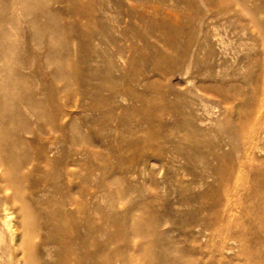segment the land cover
Listing matches in <instances>:
<instances>
[{
	"label": "rangeland",
	"instance_id": "obj_1",
	"mask_svg": "<svg viewBox=\"0 0 264 264\" xmlns=\"http://www.w3.org/2000/svg\"><path fill=\"white\" fill-rule=\"evenodd\" d=\"M234 3L0 0V50L31 58L24 69L8 65L32 75L27 92L1 73L3 91L16 92L7 98L2 91L0 100L18 117L8 134L33 160L24 170V196L40 201L33 202L37 230L18 248L11 231L19 222L16 207H0V264H29L32 255L36 264H59L61 247L53 239L59 230L49 232L47 215L58 210L51 201L65 198L63 211L94 218L98 264H160L156 258L172 246L199 264H264V68L254 62L256 50L243 45L236 13H224ZM63 87L55 99L65 135L71 126L77 146L62 143L45 120L36 124L22 104L27 95L43 101L48 89ZM34 125L43 133H22ZM41 148L53 149L47 156L55 164L46 163ZM131 212L138 218L133 234ZM214 212L225 218L203 235V221ZM85 233L80 229L88 240ZM229 238L238 239L230 252L223 248Z\"/></svg>",
	"mask_w": 264,
	"mask_h": 264
},
{
	"label": "bare ground",
	"instance_id": "obj_2",
	"mask_svg": "<svg viewBox=\"0 0 264 264\" xmlns=\"http://www.w3.org/2000/svg\"><path fill=\"white\" fill-rule=\"evenodd\" d=\"M232 6H233L232 8L225 7V9H224L225 15L229 14L232 11L234 13H236L237 18H238V22H237L238 25H236V26H238L239 31L241 32L242 36H244L243 45H245L247 48H251L253 50H256L255 53L253 52L254 53L253 54L254 62L256 64H259L260 66H263V68H264V0H235V3ZM35 10H38V8H35L34 11ZM25 12H27V11H25ZM234 13L233 14L231 13V15L233 16ZM220 14H221V12H220ZM1 15H2V13H1ZM39 16L44 19V22L43 21H41V22H43V24H45V26L50 24V21L52 20V17L50 15H48L47 13H44V12L42 13L41 12L39 14ZM225 17H227V16H225ZM43 19H41V20H43ZM231 19H234V18H231ZM4 22H6V20ZM35 23H36L35 21L29 22V24H31L32 26H36ZM1 24H2V22H1ZM227 24L230 25L229 23H227ZM236 26H235V29L237 30ZM1 28H3V27H1ZM232 30H233V28H232ZM2 49H4V48H2ZM13 52L14 51L9 52L7 50H0V63L1 62L4 63V66L0 68V74L1 73H4V75L6 74L7 77L9 78V80H13L14 82L19 84V86H20L19 89H22L23 91L24 90L26 91V89H28L27 90V92H28L29 89L31 88V85H32L31 82H29V80L31 79L32 75H30L29 73H28V75H24V73H22V71H19V70L16 71V69H13V68L9 67L8 64L9 63H15L17 65L19 64L23 68V67H26L28 65L27 61H29L31 58L24 62L21 58L17 57L18 55L17 56H15L16 54L13 55L12 54ZM251 52H252V50H251ZM43 54H44L43 55V58H44L43 62H46V64H47L48 63L47 61H50V58H51V50L48 49V48H45V51H44ZM17 65H16V67H17ZM18 69H21V68H18ZM61 72H62V70L60 69L59 66L55 68L54 73H55L56 77H58V76L61 77L60 76ZM19 89H17V90H19ZM2 91H3V87H2V85L0 83V98H1V95H2ZM62 91H64V87L62 89H48V92L44 95V100L42 99L43 101H39V99L42 98V96L39 99H38L39 96L37 98H32L31 94L27 95L26 99L24 101H22V100H18V101L19 102L22 101V104L24 105V107H26L27 109L28 108L31 109V115H32L33 118H35V123H36V121H39V120H45L46 121V126L50 128V129L48 128V130H54V131L58 132L60 140L62 141V143L65 142L66 140H70L74 145L77 146V140H78L79 137H77V135L72 134L71 126H70V129H69L70 130L69 135L68 136L65 135V126H64V123H63V120H62V115L60 114L61 113L60 102L55 99V96L59 95V93L62 92ZM15 92L13 91V88H11L6 93H5V91H3V93H5L4 95L7 98L10 97L12 94H15ZM22 97L24 98V96H22ZM19 104L20 103H18V106L14 108V110L15 109L17 110L18 114H19V112L22 109V107L20 109V106L22 104H20V105ZM10 105H12V104H10ZM51 109H53V110L55 109L54 111H56V113L53 114L51 112ZM23 112H24V110H23ZM28 112H29V110H28ZM8 113H9V103L7 104V102H5V101L2 102V99H1L0 100V182H1L2 186L0 188V207L2 208V210H7L6 207H8L7 206L8 204H11L13 207H16V213H17V218L19 219V222L17 223V225H15V227L13 226L14 228H12V226H11V231L14 234V236H13L14 239L13 240L15 241V245H16L15 247L18 248V247H21L22 242L25 239H26V241L27 240L29 241L30 239H32V236L34 234H29V232L33 233L34 231L37 230V227H38L37 222H36V219H37V216H36L37 215V208H34L33 202H35V203L37 202L38 203L40 201L38 199H35V198H34L35 201H32V197H31V199H28L27 197L24 196V188H25L24 184L26 182V180H25L26 179L25 178L26 171H24V170L26 169V167L28 165H30V163L33 160L31 161V159L30 160L26 159L30 155H28L26 157V155L24 153V151L26 149V147L23 146L24 143L20 142L17 139L16 136L14 137V135L10 134L11 135L10 136L8 134V129L10 128L9 124H14L15 120H16L13 116H11V114H8ZM25 115L26 114H24L23 116L25 117ZM24 117H20V118L23 119ZM16 118L18 120L17 116H16ZM24 119H26V118H24ZM24 123H23V125H24ZM40 124H42V123H40ZM44 124H45V122H44ZM20 125H22V122H21ZM7 126L9 127L8 129H7ZM37 126H39V125H37ZM21 127H23V126H21ZM28 127H26V130L24 129L25 128L24 127L23 128L24 129L23 132H22V129L21 130L18 129V128H16V129L20 130V133L21 132L22 133H26V134L29 133V134H32V136L33 135H37L40 132L43 133L42 130H44V128H40V127L37 128L36 126H35L36 129H30V127L29 128ZM31 127H32V124H31ZM20 133H19V135H21ZM16 135H18V134H16ZM54 149H56V148H54ZM39 151H40L39 154H41V157L45 159L47 164H51V163H54V162L57 161L56 158H58V157L55 158L56 160L52 161V160H50L49 156H47V154H49V153L51 154L53 152V149L48 150L47 148L46 149H42L41 148ZM27 154H29V152ZM55 154H57V153H55ZM57 156H58V154H57ZM62 156H64V153L62 154ZM36 157H37V155H36ZM29 158H31V156ZM71 161H72V159H71ZM73 165H77V164L74 163ZM73 165H71V166H73ZM24 180H25V182H24ZM23 186H24V188H23ZM224 186H225V188H230L229 181H225L224 182ZM32 192H33V190H32ZM33 195H34V193H33ZM69 195H71V194H69ZM36 198H38V196ZM69 199H71V202H74V197H71ZM47 203H48V201H47ZM51 203H52V205H55L56 209H58V210L54 209V210H51L49 212V214L47 215V218L50 219L51 223L48 222L49 225L47 223L46 224H47V226L49 228V232L50 231H54V230H59V235H57V236L55 235L56 237L54 235H52L55 238H53L51 236L53 239H56V240L58 239L59 243H60V247H61L60 252H61V254L59 256L60 257V261L58 260L59 264H72L73 262H76V260H78L77 261L78 264H98L99 262L97 260V256H96V252H95L96 251L95 229L91 225V223L94 224V222H91V220L94 219V218L91 219V215H90L91 213L89 215H86L87 217L85 216L86 217L85 221L82 220L83 221V223H82V221H81V219L79 217L80 214L79 215H75L73 213L72 209H71L72 212L63 211L62 208L65 207V205L67 204L66 198L63 199V200H60V201H56V202L55 201L54 202L51 201ZM49 204H47V205H49ZM52 205H49V206H52ZM40 207H41V205H40ZM52 207H54V206H52ZM51 209H53V208H51ZM78 209H80V208H78ZM91 209L93 210L94 208H91ZM42 211L43 210L40 209L38 212L41 213ZM42 214H44V213H42ZM129 214H130L128 216L129 223H128L127 227L129 229V232H131L133 234L136 231V228H137V225H138V218H137V215L132 213V212L129 213ZM121 216H123V215H121ZM223 218H225V217H223L222 214L214 212V214L212 216V219H208L207 218L205 221H203L204 224H203L202 234L204 235V233L209 231V229H212L213 226H215L218 223H221ZM113 219L115 220V218H113ZM116 220H118V218H116ZM208 220H210V222H208ZM54 222H58L59 223V227H56L55 226L56 223L54 224ZM82 228L86 232L85 234H87L88 240L85 239V237H84L85 235L80 234V229H82ZM125 229L126 228H124V227L118 229L119 230L118 233L121 234V237H122V234H125L127 232L126 231L127 229L126 230ZM96 232H98V231L96 230ZM47 234H48V232H47ZM99 234L100 233H98V236H99ZM48 237H50V236H48ZM14 241H12V242H14ZM18 241H20V243ZM237 242H238V239L236 240V239H233V238H229V239L224 240L223 241L224 250L230 252L231 250L234 249V247L237 246ZM172 247H175V248L173 250H170V249L169 250H164V251L160 250L161 251V258H156V259H159L160 264L161 263H164V264H199L197 262V260L193 256H190L189 254L182 253L181 250L176 249V246H172ZM161 248H163V246H161ZM140 253H146V250L144 249ZM57 254H59V252ZM116 257L117 256L114 255V258H116ZM122 258H124V257H122ZM106 261H107V259H104V262H106ZM111 261H113V260H111ZM36 263H37V259L32 255L30 260H29V264H36ZM113 264H115V263H113ZM121 264H130V262L129 261L126 262V260H125V261L121 262Z\"/></svg>",
	"mask_w": 264,
	"mask_h": 264
}]
</instances>
